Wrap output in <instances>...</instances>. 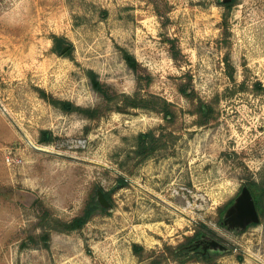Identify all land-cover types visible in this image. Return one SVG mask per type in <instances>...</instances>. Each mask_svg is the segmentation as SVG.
I'll return each mask as SVG.
<instances>
[{
  "label": "rangeland",
  "instance_id": "1",
  "mask_svg": "<svg viewBox=\"0 0 264 264\" xmlns=\"http://www.w3.org/2000/svg\"><path fill=\"white\" fill-rule=\"evenodd\" d=\"M223 1L0 0V264H145L132 244L160 253L198 232L228 248L217 264H264V220L243 231L220 223L264 167V0H237L228 12ZM54 36L71 55L55 51ZM89 69L117 93L163 97L176 120L143 109L90 120L36 92L97 107ZM199 102L212 106L202 126ZM41 130L54 140L40 144ZM149 132L164 148L139 162L133 150ZM88 207L96 214L82 230L53 231L49 248L30 241L44 208L69 221Z\"/></svg>",
  "mask_w": 264,
  "mask_h": 264
},
{
  "label": "trees",
  "instance_id": "2",
  "mask_svg": "<svg viewBox=\"0 0 264 264\" xmlns=\"http://www.w3.org/2000/svg\"><path fill=\"white\" fill-rule=\"evenodd\" d=\"M236 2L237 0H225L220 2L218 5L223 7L225 11L228 12V10L231 9L236 4ZM223 19L226 23L227 14H224ZM53 42L55 44V51L59 54H62L61 51L66 46L65 40L54 36ZM120 51L126 65L134 72L139 73L141 65L135 56L125 48H120ZM65 53V56L71 55L70 50ZM171 53L173 58H178L179 51L174 44L171 48ZM226 65L227 68H229L228 77L233 80V67L228 60H226ZM85 73L90 81L92 89L97 93H100L103 97V104L97 107L78 106L71 101L58 99L41 88H35L36 92L41 99L54 108L64 113H77L90 120L100 118L106 112L113 109L121 112H124L128 109L150 110L162 114L165 120L169 123H172L176 120L177 115L174 110V106L163 97L155 94L142 96L138 93L134 95L117 93L113 91L110 86L102 83L99 79V75L95 71L89 69L86 70ZM182 91L187 95V97H193V91H191V93L188 92V89H183ZM196 108V114H198L199 117L198 124L200 126L205 125L208 121H210V119H212V106L210 104L199 102ZM53 140L54 136L52 132L48 130L40 131V137L38 141L40 144H49ZM162 141L163 138L156 137L153 132L140 134L138 136V143L133 150L135 158L141 162L142 160L155 154L157 151L162 150L164 148ZM119 180L122 185H127V181L124 178L120 177ZM245 186H247L251 192L260 218V222L258 224H252L249 226L254 227L261 224L264 220V167L258 173V179L249 181ZM99 189L103 192L108 202L111 203V193L106 192L101 187ZM233 202L234 199L228 202L221 209V213L226 211L233 204ZM102 210L104 211L105 209ZM95 214V208L88 207L81 215L67 221L55 217L48 208H44L38 223V227L41 229V234L37 237L30 236V241L34 244H37L40 241L45 248H49L51 233L53 231L67 234L74 231H80L88 224ZM220 223H222V217L220 219ZM200 234L203 233L198 232L196 236H201ZM196 236L177 246H166L165 249L160 253H156L155 251L147 253L145 248L137 243L132 244V251L133 254L138 257L141 262H145V264H168L170 261L183 264L195 259L202 264H217L218 255L223 252L213 253L206 257H200L191 253V247L194 246L193 240L196 238Z\"/></svg>",
  "mask_w": 264,
  "mask_h": 264
},
{
  "label": "water",
  "instance_id": "3",
  "mask_svg": "<svg viewBox=\"0 0 264 264\" xmlns=\"http://www.w3.org/2000/svg\"><path fill=\"white\" fill-rule=\"evenodd\" d=\"M69 48L70 46H65L61 53L64 54ZM97 194L100 205L105 208H111L110 203L105 198L103 192L100 189L97 191ZM259 222L260 218L251 192L247 186H244L240 194L235 198L233 204L226 210L222 219V224H224L229 229L243 231L246 230L250 225L258 224ZM204 238L205 237L203 236L202 239L195 245L199 246V243L203 242ZM208 248L212 251H228V248L224 244L215 239L211 240L204 249L206 250Z\"/></svg>",
  "mask_w": 264,
  "mask_h": 264
},
{
  "label": "flooded vegetation",
  "instance_id": "4",
  "mask_svg": "<svg viewBox=\"0 0 264 264\" xmlns=\"http://www.w3.org/2000/svg\"><path fill=\"white\" fill-rule=\"evenodd\" d=\"M203 236L205 237L203 239V242L199 243V246H196L195 244L198 243L202 239ZM211 240H214V237H212L211 235H208V234H202L200 236V238H198L196 243H194V246L191 247V250H192L191 253L193 255H197V256H200V257H206V256H209V255H211L213 253L221 252V251H212L209 248L206 249V250L204 249Z\"/></svg>",
  "mask_w": 264,
  "mask_h": 264
},
{
  "label": "built area",
  "instance_id": "5",
  "mask_svg": "<svg viewBox=\"0 0 264 264\" xmlns=\"http://www.w3.org/2000/svg\"><path fill=\"white\" fill-rule=\"evenodd\" d=\"M74 144L77 143V145H82L84 142L82 140H73L72 141Z\"/></svg>",
  "mask_w": 264,
  "mask_h": 264
}]
</instances>
